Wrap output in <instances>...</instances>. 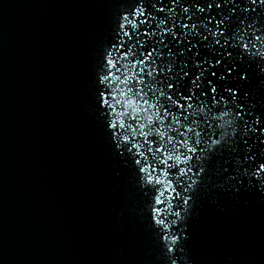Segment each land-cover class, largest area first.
Instances as JSON below:
<instances>
[{"label":"water","instance_id":"obj_1","mask_svg":"<svg viewBox=\"0 0 264 264\" xmlns=\"http://www.w3.org/2000/svg\"><path fill=\"white\" fill-rule=\"evenodd\" d=\"M129 3L0 0V264H168L150 208L170 223L175 194L155 205L97 100ZM250 87L264 104V87ZM217 183L208 177L187 219L177 264H264V191Z\"/></svg>","mask_w":264,"mask_h":264},{"label":"snow or ice","instance_id":"obj_2","mask_svg":"<svg viewBox=\"0 0 264 264\" xmlns=\"http://www.w3.org/2000/svg\"><path fill=\"white\" fill-rule=\"evenodd\" d=\"M104 59L97 100L109 139L155 205L175 194V218L153 206L149 220L177 264L210 175L218 188L264 191V104L250 87H264V0H132Z\"/></svg>","mask_w":264,"mask_h":264}]
</instances>
